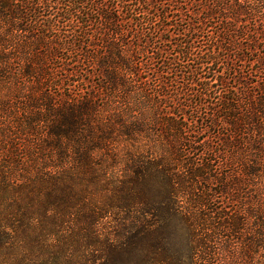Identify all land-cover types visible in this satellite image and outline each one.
Here are the masks:
<instances>
[{
    "label": "trees",
    "instance_id": "trees-1",
    "mask_svg": "<svg viewBox=\"0 0 264 264\" xmlns=\"http://www.w3.org/2000/svg\"><path fill=\"white\" fill-rule=\"evenodd\" d=\"M1 87L0 264H264V0H0Z\"/></svg>",
    "mask_w": 264,
    "mask_h": 264
},
{
    "label": "rangeland",
    "instance_id": "rangeland-1",
    "mask_svg": "<svg viewBox=\"0 0 264 264\" xmlns=\"http://www.w3.org/2000/svg\"><path fill=\"white\" fill-rule=\"evenodd\" d=\"M212 25H213V24H212ZM212 25H211V26H212ZM210 28H211V27H210ZM4 92H5V88H4V87H1V88H0V94H4Z\"/></svg>",
    "mask_w": 264,
    "mask_h": 264
}]
</instances>
